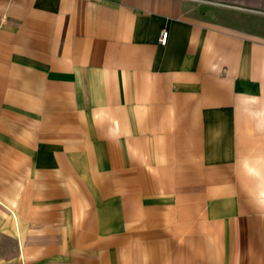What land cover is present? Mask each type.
Wrapping results in <instances>:
<instances>
[{
  "label": "crops",
  "instance_id": "0c3cea01",
  "mask_svg": "<svg viewBox=\"0 0 264 264\" xmlns=\"http://www.w3.org/2000/svg\"><path fill=\"white\" fill-rule=\"evenodd\" d=\"M0 264H264V0H0Z\"/></svg>",
  "mask_w": 264,
  "mask_h": 264
},
{
  "label": "built area",
  "instance_id": "2783aa9c",
  "mask_svg": "<svg viewBox=\"0 0 264 264\" xmlns=\"http://www.w3.org/2000/svg\"><path fill=\"white\" fill-rule=\"evenodd\" d=\"M168 31L166 30H163L162 33H161V37H160V43L161 45H166L167 44V41H168Z\"/></svg>",
  "mask_w": 264,
  "mask_h": 264
}]
</instances>
